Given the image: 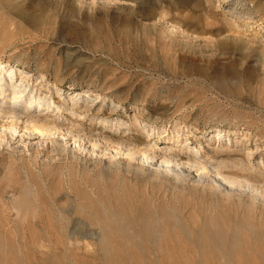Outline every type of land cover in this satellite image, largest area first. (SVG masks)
Wrapping results in <instances>:
<instances>
[{
    "label": "rangeland",
    "instance_id": "obj_1",
    "mask_svg": "<svg viewBox=\"0 0 264 264\" xmlns=\"http://www.w3.org/2000/svg\"><path fill=\"white\" fill-rule=\"evenodd\" d=\"M70 2L75 8L74 14L64 12L58 7L55 8L52 3L43 0H0L1 74L7 80L11 79L12 84L15 82L17 74L26 75L33 81H38L42 75H45L50 90L55 91V88H59L63 96L70 92H80L89 96L90 99L92 98L96 105L114 107L119 113H122V117L126 120H129L135 113H142L149 116L146 122H151L157 117L155 115L156 110L157 113L162 111L161 108L154 110L155 107L159 104L169 107L175 103V106L166 112L164 118L157 120V125L166 126L168 131H172L170 127L178 123L181 127L180 134L176 135V131L170 134L164 133L161 129L159 139L153 138L148 141L138 132L126 130V133L134 136L131 145L129 147H108V149L102 144H98L102 148H97L99 146L91 148L92 145L80 135L82 132H78L79 127L71 128L66 135H63V132L54 135V137L60 138L66 147L77 149L76 151L82 157L92 156L91 158L93 161L96 160V164L100 159L104 160L111 157L118 159L129 156L128 159H130V150L137 151L135 156L132 155V158L141 159L142 163L139 162L142 164L143 170L130 174L132 177L129 174L125 176L126 174L117 173V177V174L113 172H99L98 168L94 166L95 163H90L91 165L88 163L89 165H84V167L81 162H71L64 166L63 164L53 166V168L56 167L54 169H57L54 171L52 166H45V160L40 157H38L40 166L38 164L35 167L31 163L26 164L19 161L17 165L19 169H15V167L9 169L4 164L9 158L12 148L0 145V264H172L173 259L177 260H174L173 264L175 262V264H182L184 261L187 264H207L206 262L209 261L211 262L208 264H236L237 262V264H241L244 260L234 257V255L231 257L223 253L217 254V252H213V250L202 245L203 249L201 244L194 242L193 237L196 233L201 234L205 228H208L207 223H209L210 216L213 215V207L222 212L223 209L221 210L220 207L223 206L222 208L227 212L224 213L223 210L222 213L226 214L227 218H233L235 213L236 215L240 214V209L245 203L243 202L242 205V202L237 198L222 201L216 198L214 194L213 196L208 191H204V193L200 189H187L182 196L181 194H173L178 198L173 195L170 196L168 192L172 201L167 197L171 204H176L174 208L177 206L176 209L183 227H190V229H186V232L192 231L190 237L181 238L185 242L184 245L186 244V249L184 245H181L183 241L180 242L181 240L179 239V241L178 238L169 239L174 242H172V246H174H171L172 249L167 246L171 242L165 239L163 241V238L160 237L143 239V241L137 237L107 239L104 234V218L108 212H113L115 209L119 215L128 218L139 208L144 210L145 215H147L154 200L152 194L161 195L164 191L159 192L161 188L157 184L152 185L154 183L148 177L150 175L147 168L153 163L165 162L164 165L172 166H164L163 169H167L166 171L171 172L172 169H178V161L181 162L179 158L183 156L180 150L185 148L186 144L191 149H198L196 160L207 166L206 170H209L210 176H214L213 178L227 184L228 180L215 173L216 171H228L230 158L221 155L214 156L211 151L216 146L221 147L224 144H228L227 146L230 147V142L228 143L226 140L219 144L215 141L206 142L208 135H210L209 132L215 128L232 131L235 140L242 139L243 134L250 132L251 138L248 144L242 146L243 151L250 155V158L248 157L250 161L253 158L251 166L255 168V171L264 173V156L261 155L264 153V58L260 54L262 44H264V0H233L232 6L228 1L223 3L221 0H112L104 4L95 0H70ZM229 9H234L237 14L233 15ZM80 11L88 13L98 11V16L95 21L81 19ZM128 14L132 17L130 23H126L124 20ZM142 14H150V19L147 21L140 20L138 15ZM238 14H243V16L238 17ZM170 20L173 22L171 23ZM221 44H227L233 49L231 52L222 53L217 49V46ZM188 50L189 53L200 59L197 62H192L189 58H183L182 55ZM193 67L197 70H195L196 72ZM225 67H232L234 72L230 73L231 75H225ZM252 69H255L254 74L252 76L247 75L246 73ZM183 71H189V73L185 74ZM16 84L18 81L15 82ZM0 95V106L7 107L9 105L16 110L22 108L20 103L13 104L10 98L11 90H1ZM166 98H170L173 102L169 104V100H165ZM176 105L179 107L182 105V109ZM93 132L98 133L94 130ZM187 132L190 136L185 139ZM261 132L263 133L261 134ZM14 134H18V130ZM257 136L263 137L260 140H255ZM33 137L35 136L30 138ZM163 137L168 139L164 140ZM225 139L227 138L225 137ZM122 140L125 141V139ZM30 164L33 169L28 166ZM260 164L261 171L258 169ZM68 165L71 170H76V172L73 171L72 174ZM49 168L51 169L49 170ZM81 168H84L85 171ZM184 168L188 169L189 167L184 166ZM194 170L196 168H190V172L193 174L196 173ZM199 171L197 172L199 173ZM60 173L61 176H59ZM74 173L76 174L74 175ZM93 173H97V175ZM135 175L137 177L133 178ZM69 177L75 181L73 180V182ZM124 177H126L125 180ZM87 179L88 182L85 181ZM94 179L99 180L100 184L97 185L98 181ZM8 180L11 181V187L7 186L11 185ZM48 181L50 182L48 183ZM229 181L230 186L234 188L238 182L243 183L244 178L240 177ZM140 182H142L141 185L138 184ZM89 183L92 185L89 186ZM71 184L75 189L72 188ZM132 184L137 187L139 185V190L142 187L144 192L147 190V193L143 192L142 195H139L140 191L136 188L137 198L134 193L136 186ZM150 185L154 191L153 189H150L151 192L148 191ZM91 186L94 187L91 188ZM119 186L122 187L123 191L126 186L127 189L123 192ZM130 186L134 187H132L133 190ZM59 188L60 190H58ZM99 188L101 197L98 194ZM103 188H109L108 191L111 194ZM155 188L158 192L155 191ZM61 189L63 192H57L62 191ZM81 189L82 191H80ZM95 190L97 193L94 192ZM126 191H130L128 194L132 196L135 195L130 198L132 207L128 202L129 207L128 204L123 207L125 210L118 207L117 204L114 205L115 208L112 205L116 198L115 195L118 192H123L126 195ZM37 194L40 199L44 196V199L41 200L48 204L55 199L56 204L62 208L65 206L66 211L54 210L50 215L51 221L47 215L41 214L42 225L38 220L33 224L29 223L30 220L27 218L31 216L37 218L36 213L30 212V208L36 204L35 196ZM206 194L211 196H209L211 201H209V197L205 196ZM54 195L55 197H53ZM103 195L105 198L111 197L113 202L111 206L107 209L101 208L99 215L93 213L90 208H85V212L88 210L95 220L84 221L82 224L85 230L84 236L77 239L68 235L65 227L69 228L72 222L82 220L76 211L81 209L83 200L89 197V199L100 204V201L104 199ZM127 197L131 196L127 195ZM167 197L165 201L168 200ZM196 197L201 201L199 202ZM173 198L182 202L179 203L181 207ZM256 198L262 202L259 196ZM187 200L189 201L188 207ZM205 200L207 201L204 202ZM23 201L24 206L22 205ZM193 206H196V210L199 207L200 210L196 211L192 208ZM244 207L242 211H244ZM231 208L232 210L235 208L233 215L231 214L232 210L230 212ZM201 222L203 225L206 224L201 227ZM25 224H28L27 228ZM201 228L202 231H200ZM22 229L25 232H22ZM33 231H37L40 235L34 234ZM54 232L57 234H53ZM166 241L170 243H166ZM161 243L164 245L163 247ZM187 243L191 244L197 252L189 249L191 246ZM146 248H149L150 252ZM176 248L177 250L182 248L181 250L185 254L182 253L183 251L178 252ZM171 250H174L175 256ZM164 251H166L167 257ZM130 252H136L139 255L135 253L133 256ZM203 253L207 255H205L206 261L203 260ZM214 253L218 257H212L211 254L214 255ZM115 254H117L116 257ZM233 257L235 260H240L235 261Z\"/></svg>",
    "mask_w": 264,
    "mask_h": 264
},
{
    "label": "bare ground",
    "instance_id": "obj_2",
    "mask_svg": "<svg viewBox=\"0 0 264 264\" xmlns=\"http://www.w3.org/2000/svg\"><path fill=\"white\" fill-rule=\"evenodd\" d=\"M43 1H46L48 3H52L55 6V8L58 7L61 10H63L64 12H67V13L69 12V13L74 14L75 8H74L73 4L70 2V0H43ZM95 1H98L99 3L104 4V3L110 2L112 0H95ZM221 1L223 3H227V1H228L230 6H232V4H233V2H232L233 0H221ZM229 10L231 11V13L233 15L237 14V13H235L234 9H229ZM97 14H98V11H95L94 13H92V12L88 13L86 11H80L81 19L83 18V19H87L89 21H95V19L98 16ZM149 15L148 14H142V15H138V17L142 21L143 20L147 21L150 19ZM242 16H243V14H238V17H242ZM124 20L126 21V23L132 22L131 15L128 14V16H126L124 18ZM170 21H171V23L173 22V20H170ZM173 27H175V26L173 25ZM263 37H264V33H263ZM261 48L262 49L260 51V54L264 58V44H262ZM217 49L222 53L223 52L228 53V52H231V50L233 48L227 44H221V45L217 46ZM235 49H238V48L235 47ZM178 56L180 58V54ZM182 56H183V58H189L192 62H197L200 59L197 56H195L194 54L189 53V50L186 51ZM195 70L196 69L194 68V71ZM233 70L234 69H232V67H230V68L225 67L224 73H225V75H231L234 72ZM254 71H255V69H252V70L248 71L247 73L246 72L245 73L249 76H252L254 74ZM183 72L185 74L189 73V71H186V72L183 71ZM16 77L17 78H16L15 82L18 81V84L15 85V82L12 84L11 79L7 80L5 78V76L3 74H1V72H0V91L1 90L2 91L11 90V97L10 98H11L13 104L20 103V105H22V108L17 109V110L13 107H10L9 105L7 107L0 106V145H2L3 147L6 146L8 148H12V152L4 164L9 169L13 168V167H15V169H19L17 167L19 161H21V163L25 162L26 164L31 163V164L35 165V167H36L40 163L38 161V157L45 160V162H46L45 166L46 165L52 166V168H53V166H56V165L59 166L61 164H63V166H64L65 164H68L71 162H75V163L81 162L83 164V166L87 165L88 163L89 164L95 163L96 160L93 161L91 158L92 156L91 157L90 156L89 157H87V156L82 157L81 154H78V152L76 151L77 149L75 150L73 148L66 147V145L64 144V142H62V140L60 138H58V137L56 138V136L54 137V135H56L57 133H62V132H63L62 133L63 135H66L68 133V130H71V128H75V127L80 128V130H78V132H82L80 135L85 140H87L86 142H89L92 145L91 148L99 146L98 144L104 145L105 148H107V149H108V147L109 148H116V146H118V147L128 146L129 147V145H131V142H132L134 136H132L128 132L126 133V130L136 131L140 135L144 136L146 138V140H148V141L152 140L153 138L159 139L160 134H161V132H159V131L161 129H162V132H164V133L168 132V134H170L171 132L176 131L175 132L176 135L180 134L181 127L178 125V123H176L175 125L170 127V128H172V131L171 130L168 131L166 129V126H162V125L158 126L157 125V120L164 118V116L166 115V112L171 110V108H173L175 106L174 105L175 103H173V105L171 104L169 107H167L166 105L159 104L157 107H155V109L153 108L154 110L161 108L162 111L157 113V110H156L155 115L157 117L155 118V120H152L151 122H146V119L149 116L142 114V113H135L134 115H132L129 118V120H126L125 118L122 117V115H121L122 113L121 112L119 113L114 107H109V106L103 107V106L96 105L92 98L90 99L89 96H85L84 94H81L80 92H76V93L70 92V93H68V95L63 96V94L60 93L59 88H55V91L50 90L49 86L47 85L48 79L45 75H42L40 77V79H38V81H35V80L33 81L28 76L22 75V74H17ZM15 87H17V89H15ZM165 100H169V104L173 102V100H170V98H166ZM164 103H165V101H164ZM177 105H176V107L182 109V105H180V107ZM185 117H186V115H185ZM16 130H18V134L15 135L14 132H16ZM93 130L98 131V133L93 132ZM19 133H20V135H19ZM209 133H210V135H208L206 142L215 141V143H218V144L220 142L225 141V140L228 141V143L230 142V147L227 146L228 144H226V145L224 144L221 147L216 146L215 149L213 151H211L214 156H220L221 155V156H225V157L230 158V164L228 166L229 170L225 171V172L216 171V173H215L218 176L219 175L222 176V178L224 177L225 180H228L227 184L226 183L223 184L221 181H218L216 178H213L214 176L213 177L210 176L208 174L209 170L208 171L206 170L207 166L205 164H203L202 162H199L196 160V155H197L196 153H197L198 149H196V150L191 149V147L186 144L185 148H182L180 150L183 153V156H182V158H179V160H181V162L178 161L179 162L178 163L179 168L178 169L176 168L177 170L172 169V170H170L171 172L166 171L167 169L165 170V168L163 169V167L164 166L167 167V166H169V164L164 165L165 162H160L158 164L153 163L147 168L150 176H148L147 174L146 175L148 177H150V179H151L150 181H152V183H154L152 185L157 184L161 188V190H159V192L164 190L163 193H161V195L158 193L152 194L153 195L152 197L154 198V200L152 201L151 210H149L147 215H145L146 212H144V210H141L139 207H138L139 209L134 214H132L130 216V218H128L127 216L124 217V216H121L118 214V211H117V209H115L116 207L114 205L117 204L118 207L123 208L126 204H128V202L130 204L131 203L130 198L135 196V195L132 196V195L128 194V192H130V191H128V192L126 191L127 193L125 195L123 192H125V190L127 189V186H126V189L123 191L121 189L122 187H120L121 186L120 185L119 187L123 192H120V193L118 192L119 194L117 193V195H115L116 198L113 201L114 203L112 202L110 196L109 197L107 196L105 198L104 195H103L104 199L100 201V204H97L93 199H89V197L87 199H84L82 202V205H81V209L77 210V211L75 210L76 214L79 217H81L82 220L79 219L78 221L72 222V224L69 228L65 227V231L68 232V235L74 236L77 239L79 237L84 236L85 230L82 226L84 221L90 220V219L95 220L94 217L92 216V214L89 213L88 210L85 212V208H90V210L93 213L99 215L101 208L107 209L111 206V203H113L112 205L115 207L114 208L115 210H113V212H108L106 214V217L104 218V221H105L104 234H105V237L107 239H113V238L129 239L131 237H137V238H141V240L143 241V239H153L155 237H160V238H163L162 239L163 241H164V239L170 241L171 243L167 242V241H166V243H170V245L168 244L167 246L170 247V249H172L171 246L173 245L174 242L172 240H169V239L178 238V240L179 239L181 240V238H183V239L188 238L191 236L192 231H189L188 232L189 234L186 232V229L187 228L190 229V227L188 225H187L188 227H186V228L183 227L182 220L179 218V214H178L177 209H176L177 206L174 208V206L176 204L175 205H173L174 203L171 204V202L169 201V198L173 194L174 195L181 194V196H182V194L185 193V191H187V189H194V190L200 189V190H202V192L208 191L210 194H212V195L214 194L216 196V198H218L222 201H224L225 199L228 201V199L237 198L240 202H242V205L245 203L244 204L245 207L243 205V207L245 209H244V211H242V208H243L242 207L240 209L242 211V212L240 211V214L238 213L236 215V213L234 212L235 215H233L232 213H233L235 208L233 210L231 208L230 212L232 210L231 214L234 217L233 218H230V217L227 218V215L224 214L227 212V210L222 208L223 207L222 205H221L222 207H220V208H221V210L222 209L224 210V213H222L223 210H222V212H219L218 210H215L213 207V210H214L213 215L210 216L209 223H207L209 225L208 228L207 229L205 228V230H203V231L201 228V230H200V231H202L201 234L196 233L193 236L194 242L201 244V246L202 245L206 246V248H208L209 250L210 249L213 250V252L214 251L217 252V254L223 253V254L229 255L231 257L233 255H234V257L235 256L239 257V258L244 260V262L243 261L242 262L245 264H248L250 262H251V264L252 263L264 264V214H263V212H264V173L263 172L257 173V171H255V168L253 166H251V161L253 160V158H251V161H250V159H249L250 155L244 153L243 148H242V146L244 147L246 144H248L249 139L251 138V133L246 132L245 134H243V138L240 140H235V137L233 138L234 133L232 131L231 132L230 131H224V130L219 129V128H215ZM262 133L263 132H261V134ZM51 135H52V137H51ZM259 135H260V133H259ZM32 136H35V137L30 138ZM189 136H190V134L187 132L185 134V137H187V138H185V139H188ZM164 137L162 139H164V140L168 139V138H164ZM225 137L227 139H225ZM262 137L263 136H257L255 140H260V139H262ZM122 139H125V141H123ZM13 146H15V147H13ZM97 148H102V147L99 146ZM136 152H135V150H133V151L130 150V153H129L130 159H128L129 156L127 158L124 157V158H118V159H116V158L114 159L112 157L108 158V159H104V160L103 159H100V160L97 159L98 160L97 164L95 163L96 165H94V166L98 168L99 172L100 171L104 172V173H109V172L112 173L113 172L116 174L122 173V174H126L125 176H127L128 174L132 175L135 172L138 173V172H140V170L141 171L143 170V166H142V164H140V162L142 163L141 159L137 160V158L135 159V157L132 158V155L135 156ZM261 155L264 156V153H261ZM162 156H163V154H162ZM164 156H166V155H164ZM31 164L28 166L30 167ZM72 164H74V163H72ZM39 166H40V164H39ZM94 166H93V168H94ZM184 166L189 167V168L185 169ZM23 167H26V166L23 165ZM71 167L73 168L72 165H71ZM79 167H81V166H79ZM191 167L196 168V170H194V171H196L195 174H193V172H190ZM54 168H56V167H54ZM88 168L90 169V167H88ZM31 169H33V168H31ZM50 169L51 168H49V170ZM69 169H70V166H69ZM78 169L80 170V168H78ZM82 169H84V168H81V170ZM258 169H260L259 171L262 170L261 164L258 166ZM49 170H48V172H49ZM55 170H57V169H54V171ZM144 170H146V169H144ZM23 171H24V169H23ZM73 171L76 172V170H71L72 174H73ZM84 171H85V169H84ZM197 171H199V173ZM26 172H27V169H26ZM78 172L82 173L81 171H78ZM89 172H91V171H89ZM96 172H98V171H96ZM28 173L31 174V172H29V171H28ZM33 173H34V171H33ZM144 173H146V172H144ZM144 173H143V175H144ZM75 174L76 173H74V175ZM93 174H95V173H93ZM95 175H97V173ZM54 176H55V174H54ZM59 176H61V173ZM68 176H71V175L68 174ZM17 177L19 178V176H17ZM117 177H118V174H117ZM136 177H137L136 175H135V177L133 176V178H136ZM138 177H140V176H138ZM240 177L244 178V182L243 183L238 182V184L236 186H234V188H232V186H230L229 180H231V179L234 180L237 178L239 179ZM27 178H29V177H27ZM105 178H106V176H105ZM125 178L126 177H124V180H125ZM133 178L131 179L132 181H133ZM9 179H11V178H9ZM15 179L17 180V178H15ZM70 179L72 180V178H70ZM122 179H123V177H122ZM73 180L75 181V179H73ZM94 180H96V179H94ZM126 180H128V179H126ZM8 181L11 184V181H14V180L11 179V181L10 180H8ZM85 181L88 182V179ZM96 181H98V184H97V182H96V184L99 185L100 181L99 180H96ZM128 181H130V180H128ZM16 182L19 183V181H16ZM49 182L50 181H48V183ZM9 183H7V184H9ZM13 183H15V182H13ZM124 183H123V187H124ZM141 183L142 182H140L138 184L141 185ZM145 183H146V180H145ZM145 183H143V184H145ZM148 183H149V181H148ZM90 184L92 185V183H89L88 185L90 186ZM84 185H85V183H84ZM7 186L11 187L12 184L7 185ZM71 186H72V184H71ZM80 186H79V189L81 188ZM133 186H136V185L134 184ZM150 186H148V191L150 189H153L152 186H151V188H149ZM60 187H62V186L60 185ZM93 187L94 186H91V188H93ZM119 187H118V189H119ZM132 187H131V189L133 190L134 187L133 188ZM143 187H144V185H143ZM72 188H73V186H72ZM82 188H83V186H82ZM136 188L139 190V188H140L139 185H138V187L136 186L134 188L135 194H136V192H135ZM65 189H66V187H65ZM73 189H75V188H73ZM83 189L85 190V188H83ZM103 189H105V188H103ZM106 189H105V191H106ZM120 189H119V191H120ZM142 189L143 188L141 187V190ZM157 189H159V188H157ZM58 190H60V188ZM108 190H109V188L106 191L107 193L109 192ZM128 190H129V188H128ZM141 190H139L140 191L139 195L144 192V189L142 192H141ZM80 191H82V189ZM114 191H113V193H114ZM153 191H154V189H153ZM155 191L158 192V190H156V188H155ZM57 192H63V190L57 191ZM73 192H74V190H73ZM94 192H96V190ZM116 192H117V190H116ZM150 192H151V190H150ZM150 192H148V193H150ZM168 192H169L170 196L168 195ZM190 192H192V190H190ZM198 192H200V191H198ZM77 193H78V190H77ZM100 193L101 192H100V188H99V193H98L99 196L101 195ZM152 193H154V192H152ZM204 193H203V195H204ZM55 194H57V193H55ZM131 194H132V191H131ZM51 195H52V192H51ZM127 195H129L131 197L128 198ZM198 195H200V194H198ZM62 196H64V195L62 194ZM89 196H90V194H89ZM205 196L209 197L210 195L208 196L206 194ZM257 196H259L262 199V202H259L261 200H257V199H259V198H256ZM20 197H21V194H20ZM35 197H36L35 198L36 204L32 208H30V210H31L30 212L36 213L37 218L35 217L36 218L35 219L34 216L27 218L28 220H30L28 222L29 223L31 222V224H33L34 222H36V220H38V222H41V225H42L43 223L41 221L42 220L41 214H45V216L47 215V218L50 219L49 221H51L50 215L54 212V210L66 211L64 208L65 206H63V208L60 207L59 205L56 204L55 199H53V198H52L53 199L52 203L48 204V203L44 202L43 200H41V199H44V196H43V198L40 199L39 195L37 194ZM53 197H55V195ZM136 197L138 198V195ZM166 197L168 198L167 201H165ZM174 197H177V196H174ZM210 197H209V199H210ZM177 198H173V199L174 200L176 199V201H177L178 200ZM183 199L186 200L184 197H183ZM183 199H181V200H183ZM190 199H189V201H190ZM197 199H199V198H197ZM218 199H216V200L218 201ZM56 200H58V199H56ZM170 200L172 201V197L170 198ZM189 201L187 202V207H188ZM200 201L201 200L199 199V202ZM206 201L207 200H205L204 202H206ZM209 201H211V199ZM227 201H226V203H227ZM166 202L167 203L169 202V204H167ZM184 202H183V204H184ZM199 202H197V203L199 204ZM204 202H203V204H205ZM145 203H146V201H145ZM179 203H182V202L180 201V202H178V204ZM129 204H128V207H129ZM133 204H134V202H133ZM237 204H239V203H237ZM22 205L24 206V201L22 202ZM131 205L132 204H130V206ZM206 205H208V204H206ZM178 206H180V204ZM189 206H191V205H189ZM199 206L202 207V205H199ZM211 206H213V205H211ZM187 207H186V209H187ZM237 207H239V206H237ZM183 208L184 207H182V209ZM192 208L195 209L196 206L195 207L193 206ZM206 208H207V206H206ZM123 209L125 210V208H123ZM183 210H182V212H183ZM197 210L199 211L200 208L198 207ZM202 210H203V208H202ZM202 210H201V212H202ZM237 211H238V209H237ZM211 213H212V211H211ZM201 214H200V216H201ZM205 214H206V212H205ZM183 216L185 217V214ZM204 218L206 219V217H204ZM49 221H47V222H49ZM193 222H195V221H193ZM201 223H202L201 227H203L206 224V223H204V225H203V222H201ZM195 224H196V222H195ZM197 224H198V222H197ZM27 225H26V228H27ZM52 225H50L51 228H53ZM29 226H30V224H29ZM8 227H9V223H8ZM41 227H43V226H41ZM32 228H33V226H32ZM41 229H43V228H41ZM30 230H32V229H30ZM33 230H35V229H33ZM23 231H24V229H22V232ZM48 231H50V230H48ZM29 233H30V231H29ZM33 233L40 235L37 233V231L36 232L33 231ZM55 233L56 232H54L53 234H55ZM37 235H35V236H37ZM48 235H50V234H48ZM49 237H51V236H49ZM57 237H58V235H57ZM182 241H183V243L181 244L180 242H182ZM180 242L179 243L181 245H184V243H185L184 240H181ZM116 243H117V241H116ZM187 244H189V243H187ZM189 245L191 246V247L189 246L190 247L189 249H192L193 251H195L194 248L192 247V245L191 244H189ZM119 246H122V245L119 244ZM163 246L164 245L162 244V247ZM172 247H174V246H172ZM186 248L187 247L185 246V249ZM173 249H175V248H173ZM181 249L179 248V250H181ZM203 249H204V247H203ZM208 249H206V250H208ZM134 250H136V249H134ZM147 250H148V252H150L149 248ZM168 250H169V248H168ZM176 250H177V248H176ZM179 250H177V251L178 252L183 251V250H181V251H179ZM177 251H176V253H177ZM132 252H134V251L132 250ZM162 252H163V250H162ZM165 252L166 251H164V254H165ZM195 252H197V251H195ZM135 253H131V254L133 255ZM182 253L185 254L184 251ZM136 254H138V253H136ZM148 254H150V253H148ZM172 254H174V252ZM217 254L214 253V255L211 254V256L212 257L217 256ZM116 255L117 254H115V257H116ZM138 255H136V256H138ZM157 255H159V254H157ZM175 255L176 254H174V256ZM178 255H179V253H178ZM205 255H206V253L204 254L203 260L207 256V255L206 256ZM165 256L167 257V254H165ZM184 256H186V255H184ZM188 256H189V254H188ZM172 257H173V255H172ZM180 257H181V255H180ZM234 257H233V260H235ZM208 258H207V261L210 259V258L209 259ZM174 260L175 259L172 260V264H173ZM187 260H188V258H187ZM239 260L240 259L235 260V261H239ZM175 261H177V260H175ZM205 261H206V259H205ZM215 261H217L216 258H215ZM185 262L186 261H184V263H182V264H187ZM210 262L211 261L206 262V263L208 264ZM242 262H241V264H243Z\"/></svg>",
    "mask_w": 264,
    "mask_h": 264
}]
</instances>
